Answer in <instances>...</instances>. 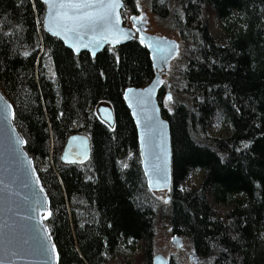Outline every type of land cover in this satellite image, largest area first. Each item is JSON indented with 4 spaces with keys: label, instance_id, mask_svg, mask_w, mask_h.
Instances as JSON below:
<instances>
[{
    "label": "trees",
    "instance_id": "1",
    "mask_svg": "<svg viewBox=\"0 0 264 264\" xmlns=\"http://www.w3.org/2000/svg\"><path fill=\"white\" fill-rule=\"evenodd\" d=\"M148 1L160 23L178 30L181 57L188 60L181 81L172 83L174 112L162 110L174 149L175 189L168 207L140 181L135 123L123 98L126 87L144 86L155 76L147 47L134 38L95 58L86 51L75 55L38 29L40 1L0 0V84L15 103L29 151L44 160L51 136L58 152L73 131L94 138V165L61 164L41 175L51 198L47 222L59 264H130L118 256L121 243L133 250L140 243L136 264H153L159 219L187 236L196 253L226 247L206 264H264V0ZM125 2L138 12V2ZM212 11L228 36L225 46L210 29L206 16ZM192 23L199 29L186 26ZM41 51L46 56L35 67ZM165 93L162 88L161 103ZM107 99L117 114L114 130L93 110ZM217 112L232 127L224 139L206 132ZM121 152L130 153L127 169L118 159ZM53 160L59 162L58 153ZM195 168L203 170V180L184 191L179 184ZM210 189L221 203L237 201L224 211L223 222L213 220Z\"/></svg>",
    "mask_w": 264,
    "mask_h": 264
},
{
    "label": "water",
    "instance_id": "2",
    "mask_svg": "<svg viewBox=\"0 0 264 264\" xmlns=\"http://www.w3.org/2000/svg\"><path fill=\"white\" fill-rule=\"evenodd\" d=\"M114 1L119 4L116 11L119 13L122 35L117 38L108 35L109 41H104L98 47L94 46V44H90L86 48L78 46L75 45V40L71 41L72 45L68 43L67 47L76 54L86 50L95 57L106 48L107 44L111 43L113 46H121L133 40L136 36V31L134 28L124 24L120 12L122 7H124V2L123 0ZM52 2L53 0H49L46 3L48 11L45 16V28L49 33L56 36L57 34L53 32H60V29L53 25L52 31H49V12L52 10ZM55 2L62 3L65 0H55ZM103 2L111 3L112 1L103 0ZM142 20L145 19L139 17L133 21L136 23V29L140 34L139 39L141 40V36H143L146 46L148 44L154 45L153 48H147L153 55V62L158 72L145 88H127L124 97L138 131L142 135V143L139 149L142 152L144 168L153 177L156 184L155 188L160 190L169 187L172 180L170 124L167 121L160 120L161 110L157 102V94L163 80L160 72L162 69L168 70L170 59L176 53L178 54L180 49L177 39L147 34V22ZM85 31L87 32L86 40H92V32ZM58 36L63 39L61 35ZM96 37H99V33L96 34ZM85 38L83 39L84 41ZM156 46L162 49L166 48L169 51L162 55L155 50ZM157 63H160V66ZM129 89L133 91L129 92ZM141 100L143 103L138 102ZM8 104L6 95L0 90V118L3 119L4 116L10 117L13 121L12 107ZM107 115H110L107 124L113 127L115 122L112 111H108ZM103 118L105 117L103 116ZM149 119L156 125L155 132L150 133L147 128ZM10 134L13 139L6 142L9 145L7 146L9 151L3 153L0 158V259H3L5 264H9V262L10 264H59L58 259H56L57 250L53 244L52 235L47 224V220L50 217L48 212L51 211L50 203L48 199L46 200L48 195L39 190V178L30 174L32 167L31 162L27 161L29 156L25 151V138L22 137L16 127L14 130H10ZM75 136H78V141L83 140V138L87 139L82 135ZM85 144L87 146L83 145L84 148H89L90 142L85 141ZM0 152L4 151L0 149ZM23 156H26V158H23ZM21 164L26 166L23 167ZM156 169H159L158 175L155 174ZM179 238L180 236L175 237L172 242L181 247L183 246V240ZM22 241H27L24 243L27 244V247L21 245L17 248L16 244ZM167 261L162 255H157L154 259V264H168Z\"/></svg>",
    "mask_w": 264,
    "mask_h": 264
},
{
    "label": "bare ground",
    "instance_id": "3",
    "mask_svg": "<svg viewBox=\"0 0 264 264\" xmlns=\"http://www.w3.org/2000/svg\"><path fill=\"white\" fill-rule=\"evenodd\" d=\"M32 1H33V3L35 1L36 2L37 1H40L44 5V10H38V12L36 11L37 12L36 18H39V22H37L38 29H42L49 36L54 37V38H57V40H59L61 42V44L63 46H65V47L68 46V43L72 45L73 43H71V41H74V39H72L70 35L68 36V38H65V34L64 33H61L60 35L63 37L64 40H66V41H64L63 39L59 38L58 35L55 36V35L49 33L46 30V28H45V21H46L45 16L47 15L48 8H47V4L44 2V0H32ZM111 1H112L111 3H116L114 0H111ZM135 1L136 0H134V2ZM123 2H124V7H122V9H121L120 12H121V16H122V20H123L124 24H126V26H128V27L134 28L135 31H136L135 38H137L141 44H145L144 42H141V40L139 39L140 34L138 33V30L136 29L137 28L136 23L133 20H134V18L143 17V19H145V20H142V21H146L147 22L146 23V25H147L146 33L147 34H150V35H154L150 31V23L151 22H150V20L148 18V15L145 12H142V13H140L139 11L137 13L130 12L128 10V8H127V4H126L125 0H123ZM178 2H179L180 5L181 4H188L189 2H192V0H189L187 2H184V1L179 0ZM116 4H117V6H119L118 3H116ZM182 9L183 8L179 7V10H177V11H179V13L181 14ZM179 13L177 12L174 15H179ZM216 14H217L216 12L214 13L212 11V15H210L209 17L206 16L208 18V20H209V24H211V18H214V17L217 18L216 17ZM181 15L184 18H188V16H186L187 14H185V12H183ZM262 19L264 21V13L262 14ZM157 20L160 22V18H157ZM141 23L143 24V22H141ZM186 26L189 29H199L198 28L199 25L197 26L196 24H193V23L192 24H188ZM166 28L168 30H170V31H175V29L172 28V27L170 28V27H167L166 26ZM222 28H223V26H222ZM210 29H211V25H210ZM176 31L178 32V30H176ZM224 31H225V29H224ZM57 32H59V31H57ZM57 32H53V33H57ZM212 34H214V33H212ZM161 36H167V35H161ZM213 37L217 40V38H216L215 35H213ZM170 38H174V37H170ZM174 39H176V38H174ZM104 41H109V38H107V39H105V40H103L101 42L98 37H95L94 38V36H92V40H86V38H85V41L84 40L83 41L75 40V45L84 46V45L94 44V46L98 47V45H101ZM178 42H179V49L181 50V48H182L181 47V43H180V41H178ZM217 42H219V41L217 40ZM227 42H228V36H227ZM227 42L225 44H227ZM107 47H110V48H118V46H113L111 43L109 45L107 44L106 45V48ZM147 50H148V55H149L148 58H149L150 62L152 63V65L155 67V64L153 62V55H152L151 51L148 48H147ZM84 51H86V50H84ZM88 53H90V52H88ZM75 55H79V54H75ZM45 56H46V54H43L42 51H41V53L37 54V56L35 58V62H34L35 63V67H38L39 66V62ZM175 62L176 63H181L184 67L188 64V60H186L185 58H182L181 57V53H179V52H178V54L176 53L175 55H173L172 59H170L169 66H171V65L173 66ZM157 64L160 66V63H157ZM168 71H169V69L168 70H165V69L163 70L162 69L161 72H160L161 75H162V78H163L162 83H161V86L164 85V82L163 81H165V77H166L165 74H168ZM166 85L167 86L169 85V88H171L170 83H166ZM130 87L137 88V89H140V88L143 89V88H145V87H142V86H134V85L133 86H130ZM0 90L3 91V88L1 86V84H0ZM125 93H126V91H124V93H123V98H124V101L126 103V100H125V97H124L125 96ZM169 95H171V94H169ZM157 97H159V96H157ZM6 98H7V101L9 103L8 105H11V107H12L11 109H12L13 121H12V119L10 117H5L4 116L3 119L0 118V149H2L4 151V152H0V158L2 157V154L3 153L9 151V148H7V146H9V145L6 142L8 140H10V139H13L12 136H11V134H10V130H14L15 127H16L20 131V134L22 135L23 138H25V141H26V136L20 130V128H19V126L17 124V121H16V110H15V107H14L15 106V103L8 96H6ZM166 99L169 100L167 97L164 96L162 100H166ZM157 101H159V100H157ZM112 105H113L112 102L109 99H107V100H104V101H101V102L99 101V103H97L93 107L94 113L97 116V118L99 119L100 123L106 124L108 126L107 121L110 118V115H107L106 116V114L108 113V111H112V114H113L112 116L114 118V122H116V115L117 114H116V112L114 110V107ZM158 105H159L160 110H161V118H160V120L169 122V120L162 113L163 112L162 111L163 110V107L161 106L160 103H158ZM218 111H220V110H218ZM10 113H11V110H10ZM130 113H131V111H130ZM131 115H132V113H131ZM103 116L105 118H103ZM132 118H133V116H132ZM133 120H134V118H133ZM134 123H135V121H134ZM108 127H111V126H108ZM135 128H136V134H137L136 146H138V148H140V145L142 143V140H141L142 139V135L139 133L137 125L135 126ZM207 129H209V127H207ZM170 132H171V130H170ZM75 135H79V136L82 135V136H84L87 139H84L83 138V140L78 141V139H77L78 136H75ZM208 135H210L209 134V130H208ZM73 137H75V139H73ZM211 137H213V136H211ZM217 138H223V137H217ZM50 140H51L50 141V151H49V154L50 155L47 156L46 158L49 159L51 157V153H54V154H57L58 153L59 162H55L54 160L51 161L52 162V165H50L46 169H43L39 165V163L36 164L35 161L37 159H39V158H35L32 155V153L29 151V149L27 148V142L25 144V151H26V153L29 156V158L27 159V161L31 162V167H32V170H30V174H33L35 177L39 178V180H40V181H38V184L40 186L39 190L41 192H43V193H47L48 196H47L46 200L48 199L49 203H51V198H50V196H49V194L47 192V188H46L45 184L43 183V180L41 179V175L43 174V170H49V169H53L54 170V169H57L58 166L61 165V164L62 165H66L69 168L70 167H75V166H78V165L89 164L91 162V160H92V163L94 165V159H93L94 158V155H93L94 154V151H93V148H94L93 147L94 138H93V135L92 134L83 133V132H79V131H73L70 135H68L65 138L64 144L60 145V150L59 151L61 153H59L58 151H56V147H55V144H54L55 140H54V138L52 136H51ZM84 140L87 141V142H90L89 148H84L83 145L87 146V144H85V141ZM170 141H171L170 153L172 155V164H171V178H172V174H173V150L174 149L172 147V137H171V135H170ZM23 158H26V156H23ZM118 159L119 160H125L126 161V164L123 165L124 169H127V168H129L131 166L130 163H129V161H131V160H129L130 159V153H124V154L122 153V154H120V156L118 157ZM138 159H140V163H141V174H142V176H140V181L146 186V188L150 191V193H153L154 196L157 197L158 199H159L158 195H163V196H165V198L171 197L173 195L172 194V191H173V189H175V186H171V187L169 186L167 188H163V189H160V190H158L157 188H155L156 187V184L154 182L153 177L151 175H149V173H147L146 169L144 168V160H143L142 152L140 151V149H139ZM134 161L135 160H133V162ZM125 165H127V167H125ZM21 166L25 167L26 165L21 164ZM21 166H17V167H21ZM95 168H96V166L91 167L92 170L89 173L93 174L95 172ZM79 170H81V171L83 170L85 172L84 167L80 168ZM79 170H77V171H79ZM21 184H23V183H21ZM191 188H193V187L186 186V188L184 189V191L189 192V191H191ZM210 190H212V189H210ZM212 192H213V190H212ZM209 193H210V191H209ZM213 197H214V193H213ZM208 199L212 203V201L210 200L209 197H208ZM214 200H215V198H214ZM215 201L217 203H219L220 205H226V204H231L232 205V208L231 209L221 210V209L216 208L213 205V203H212V207L211 208L214 211V213L216 214L213 217V220H216V221H222L223 220V221H225L226 220V216L224 214V211H229V212L232 211L235 208V206L237 205V201L234 200V201H229L227 203H221V202H219L217 200H215ZM34 207L36 208L35 205H34ZM34 222H36V221H34ZM47 224H48V222H47ZM166 224L167 225H171V224H168V223H166ZM169 227L171 228L170 233H171V236L172 237H169L168 236V239L171 240V247H172V249L175 248L174 250H176L178 252L176 255H178L179 257L186 256V258L187 257L194 258L193 259V262L194 263H204L205 262V264H206L207 262L212 261V259H214L215 254H220L223 251L224 252L227 251L226 247H224L221 244H219L215 250L207 249L205 252L196 253L195 252L196 251L195 248L192 247L189 244L188 237L187 236H184L182 233H180L178 231H175L172 228V226H169ZM48 229H49V232H50L49 225H48ZM179 236H180L179 239H182L183 240V243H182L183 246H181V247L179 245H177L176 243H173L172 242V240L175 237H179ZM52 239H53V244L55 245V248H56L57 253H58V258H57V254H56V259H58V263H60V252H59V250L57 248V244H56L53 236H52ZM177 240H178V238H177ZM26 242L27 241H22V242L16 244L17 248L20 247L21 245L22 246L24 245L25 247H27V244H24ZM157 255H162L164 258H166V260H168L167 261L168 264H171V262H172L171 261V258H172L171 256L170 257H167V256H164L163 254H157ZM157 255L154 254L153 261H154V259H155V257ZM176 255H172V256L178 257Z\"/></svg>",
    "mask_w": 264,
    "mask_h": 264
},
{
    "label": "rangeland",
    "instance_id": "4",
    "mask_svg": "<svg viewBox=\"0 0 264 264\" xmlns=\"http://www.w3.org/2000/svg\"><path fill=\"white\" fill-rule=\"evenodd\" d=\"M136 2H138V5H137L138 11L140 13L145 12L148 15V18H149V20L151 22L150 23V31L153 34L167 35L169 37H174L178 41H180L181 47H182V39H181L179 33L177 31L168 30L164 24L160 23L157 20L156 14L153 12L151 6L149 5V1L148 0H136ZM210 25H211V31H212V33H214L213 35H215L217 40L219 41L218 43L220 45H222V46H225L226 45L225 43L227 42V34L224 31V29L222 28V24L219 21V19L215 18V17L211 18V24ZM143 45L146 46L145 44H143ZM182 49L183 48H181L179 53H181ZM71 51L74 54H76L73 50H71ZM82 52H85V51H82ZM80 53H78V54H80ZM91 57L95 58L96 56L94 57V56L91 55ZM182 66L183 65L181 63H176V62L174 63L173 66L172 65L169 66L168 74H165V76H166L165 77V81H163L164 85L160 87V89L158 91V94H157V96H159L162 88L166 89L165 97L168 98L169 94H171V97H172L171 100H167V99H166L167 101L166 100H162L163 101L162 103L160 101H157L158 103L161 104L163 109H165L170 114H172L174 112L173 104H174V99L176 98V94H174V92H172V83L173 82L174 83H179L181 81V75L179 74V71H180V68ZM153 69H154L155 76H156V73L158 71H157V69L154 66H153ZM151 81L149 83H147L146 85L142 86V87H146L147 85H149L151 83ZM166 83H170L171 88H169V85L167 86ZM130 86H128V87H130ZM177 86H181V83L178 84ZM128 87H126L125 90ZM4 94H5V92H4ZM179 96L180 97H178V98L181 99V101L185 100L184 97L186 95L184 96L183 93H179ZM157 98H158L157 100H159V97H157ZM127 107H128V105H127ZM128 109H129V107H128ZM114 125H116V123ZM108 126H110V125H108ZM208 127H209V129H207V131H206L207 135H208V130H209V134L210 135H208V136H210V137L213 136L212 138H217V137H223L224 138V137H228V136L232 135V127L227 124V122L222 117L220 112H217L215 114V116H213V118L211 119V122L208 124ZM109 128L111 130H114L115 126L109 127ZM170 130H171V128H170ZM170 134H171V132H170ZM59 153H61V152L59 151ZM53 156H54V153H51V157L49 159L48 158L44 159V160L37 159L35 162H36V164L39 163V165L43 169H46L47 167L52 165L51 161H53ZM202 180H203V170L200 169V168H195V169H193V171L188 173V176H187V178L184 181L185 183L184 182L180 183L179 187L181 189L182 188L183 189L186 188V186L194 187L196 185H199L202 182ZM174 184H175V181H174V177H173V174H172V180H171L170 187L171 186H175ZM240 196H242V195H239L238 197H240ZM158 197H159L160 201L164 204V206L168 207L172 203V201H171L172 198L171 197L165 198V196H163V195H158ZM209 198L212 201L213 205L216 208H218V209L228 210V209L232 208L231 204L220 205L219 203H217L214 200L212 190H210ZM157 223L159 224V226L157 227V240L155 242V248H154L155 255L163 254L164 256H167V257L171 256L172 257L171 259H174L175 261H178L181 264H205V262L204 263H194L193 262L194 258H189V257L186 258V256L179 257L178 255H176L178 252L176 250H174L175 248L172 249L171 240L168 239V236L172 237L171 233H170L171 228L167 224H165L166 222L164 223V221L161 220V219H159ZM128 244H132V243L129 242ZM134 246H135V250L131 249L127 244L121 243L119 248H118V256L120 258L127 259L128 261H130V264H136V261H135L136 256H135V254L140 252L141 244L137 243V244H134ZM172 255H176L178 257H174ZM153 264H154V261H153Z\"/></svg>",
    "mask_w": 264,
    "mask_h": 264
},
{
    "label": "snow or ice",
    "instance_id": "5",
    "mask_svg": "<svg viewBox=\"0 0 264 264\" xmlns=\"http://www.w3.org/2000/svg\"><path fill=\"white\" fill-rule=\"evenodd\" d=\"M44 2L48 3L49 0H44ZM51 9L49 12V31H52L54 25L61 30L56 34L60 35L62 32L65 34V38L70 35L74 40L83 41L87 35L85 30L92 32L94 38L99 33L98 38L101 42L107 39L108 35L117 38L123 34L120 29V18L119 13L116 11V3H104L103 0H65L61 3L53 0ZM144 39L141 36V42H144ZM84 47L86 48L88 45H84ZM147 47L153 48L154 45L148 44ZM155 50L162 55L169 51L158 46L155 47ZM25 55H29V53H25ZM128 91L132 92L133 90L129 89ZM168 99H172L171 95ZM138 102L143 103L142 100ZM147 128L150 133L156 131V125L151 119L147 123ZM245 147H248V145L246 144ZM155 174H159V169L155 170ZM48 215H52L51 211L48 212ZM0 264H5V261L0 259Z\"/></svg>",
    "mask_w": 264,
    "mask_h": 264
}]
</instances>
